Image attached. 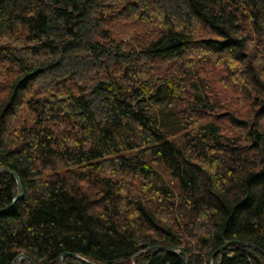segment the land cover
Wrapping results in <instances>:
<instances>
[{
	"label": "trees",
	"instance_id": "obj_1",
	"mask_svg": "<svg viewBox=\"0 0 264 264\" xmlns=\"http://www.w3.org/2000/svg\"><path fill=\"white\" fill-rule=\"evenodd\" d=\"M0 168V264H264V0H0Z\"/></svg>",
	"mask_w": 264,
	"mask_h": 264
},
{
	"label": "water",
	"instance_id": "obj_2",
	"mask_svg": "<svg viewBox=\"0 0 264 264\" xmlns=\"http://www.w3.org/2000/svg\"><path fill=\"white\" fill-rule=\"evenodd\" d=\"M181 44V41L179 40V39H176V38H169V39H166V40H164L158 47H157V50L158 51H164V50H167L168 48H171V47H175V46H178V45H180ZM1 171H10V173L14 176V178H15V180H16V183H17V191H18V194H17V196L14 198V199H17V198H19V197H21L22 196V185H21V182H20V180H19V177H18V175L15 173V172H13V171H11V170H9V169H7V168H0V172ZM228 242H225L224 244H222L214 253H212L211 254V256L209 257V260H210V264H212V260H213V257L215 256V253H217L218 251H220L226 244H227ZM252 247H254L253 245H251ZM257 248V247H256ZM156 249H164V250H166V251H170V252H174V253H180L181 254V257H182V259H183V262H184V264H188V260H187V258H186V256H185V252H184V250H183V248L182 247H177V246H175V245H169V246H161V247H155L154 248V250H156ZM260 252H262L263 254H264V252L261 250V249H259V248H257ZM69 255H72V256H74V257H76V258H78V259H80V260H83V261H86L85 259H82V258H80V257H78V256H75L74 254H72V253H68ZM19 257H25V256H19ZM18 257V258H19ZM28 259V258H27ZM32 264H35V263H33L30 259H28ZM87 262V261H86ZM13 264H17V259L13 262ZM59 264H61V262H59Z\"/></svg>",
	"mask_w": 264,
	"mask_h": 264
},
{
	"label": "rangeland",
	"instance_id": "obj_3",
	"mask_svg": "<svg viewBox=\"0 0 264 264\" xmlns=\"http://www.w3.org/2000/svg\"><path fill=\"white\" fill-rule=\"evenodd\" d=\"M174 126L175 125L170 123V117H166L165 124L161 125V127L164 130H168V131L173 130ZM153 165L161 173V175L169 183V185L173 189L177 190L178 189V181L170 175L169 170L165 167V165L161 161H156L155 163H153Z\"/></svg>",
	"mask_w": 264,
	"mask_h": 264
}]
</instances>
